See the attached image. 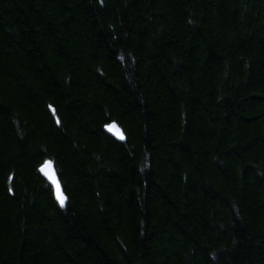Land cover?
I'll return each mask as SVG.
<instances>
[{
  "label": "trees",
  "instance_id": "trees-1",
  "mask_svg": "<svg viewBox=\"0 0 264 264\" xmlns=\"http://www.w3.org/2000/svg\"><path fill=\"white\" fill-rule=\"evenodd\" d=\"M0 264H264V0H0Z\"/></svg>",
  "mask_w": 264,
  "mask_h": 264
},
{
  "label": "water",
  "instance_id": "water-1",
  "mask_svg": "<svg viewBox=\"0 0 264 264\" xmlns=\"http://www.w3.org/2000/svg\"><path fill=\"white\" fill-rule=\"evenodd\" d=\"M116 126V125H115ZM106 133L111 136L113 139L119 142H124L125 137L123 136L122 131L116 126L115 129H111L110 126L106 128ZM121 136L123 138H121ZM50 162H47L43 165V167L39 170V174L49 183V185L52 187L54 192V198L57 204L62 208L61 204L58 201V189H57V183L59 184V190L63 193L62 186L60 184V181L58 179L57 173L55 171L54 166L51 164V168H46V165H48ZM54 172V175L52 173ZM47 173V174H46ZM65 196V195H64ZM67 203V199L65 200V204ZM64 204V205H65Z\"/></svg>",
  "mask_w": 264,
  "mask_h": 264
},
{
  "label": "snow or ice",
  "instance_id": "snow-or-ice-1",
  "mask_svg": "<svg viewBox=\"0 0 264 264\" xmlns=\"http://www.w3.org/2000/svg\"><path fill=\"white\" fill-rule=\"evenodd\" d=\"M111 129H115L116 126L115 125H111L110 126ZM121 138H123L121 136ZM46 168H51V164L49 163L48 165H46ZM47 174V173H46ZM52 175H54V172L52 173ZM57 189H58V201L59 203L61 204V206L63 207L64 204H65V200H66V197L63 195V193L59 190V184L57 183Z\"/></svg>",
  "mask_w": 264,
  "mask_h": 264
},
{
  "label": "bare ground",
  "instance_id": "bare-ground-1",
  "mask_svg": "<svg viewBox=\"0 0 264 264\" xmlns=\"http://www.w3.org/2000/svg\"><path fill=\"white\" fill-rule=\"evenodd\" d=\"M44 123L43 124H45L44 126H46V128L50 125V122H48V121H43Z\"/></svg>",
  "mask_w": 264,
  "mask_h": 264
}]
</instances>
